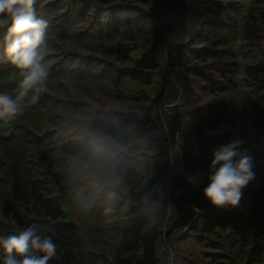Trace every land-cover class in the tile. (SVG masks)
<instances>
[{
	"label": "trees",
	"instance_id": "1",
	"mask_svg": "<svg viewBox=\"0 0 264 264\" xmlns=\"http://www.w3.org/2000/svg\"><path fill=\"white\" fill-rule=\"evenodd\" d=\"M0 264H264V0H0Z\"/></svg>",
	"mask_w": 264,
	"mask_h": 264
},
{
	"label": "rangeland",
	"instance_id": "2",
	"mask_svg": "<svg viewBox=\"0 0 264 264\" xmlns=\"http://www.w3.org/2000/svg\"><path fill=\"white\" fill-rule=\"evenodd\" d=\"M159 81V78H158ZM119 88L123 89V90H127V91H132V92H138L139 89H145L148 92H150L151 94H154L157 89L159 88V84L157 83H149V84H145V83H141L140 81L134 80V79H130V78H123L121 80V82L119 83ZM157 160V158H152L151 159V164L150 167H144L143 171L147 174H149L152 170V164L155 163V161Z\"/></svg>",
	"mask_w": 264,
	"mask_h": 264
}]
</instances>
